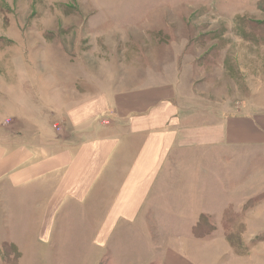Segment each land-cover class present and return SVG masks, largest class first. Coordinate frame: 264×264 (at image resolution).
<instances>
[{
    "label": "crops",
    "instance_id": "0c3cea01",
    "mask_svg": "<svg viewBox=\"0 0 264 264\" xmlns=\"http://www.w3.org/2000/svg\"><path fill=\"white\" fill-rule=\"evenodd\" d=\"M178 94L176 81L118 93L107 102L91 99L57 116L52 123L61 134L43 125L31 137L21 131L0 141V247L8 244L1 243L13 224L28 222L30 208L49 253L61 249L55 240L63 238L67 222L88 220L85 230L73 228L80 223L69 228L73 238L102 248L100 257L112 253L119 238L121 253L130 255L125 247L131 241L141 258L126 264H264V242L242 255L227 242L233 234H193L205 214L212 216L213 205L226 224L236 215L242 216L240 228L264 224V166L258 169L264 110L241 108L205 123L179 112ZM248 159L249 182L236 176L229 192L227 184L210 183L219 169L223 181L234 164L242 173ZM112 175L119 183L110 181ZM103 192L107 197L101 198ZM73 247L79 251L82 242Z\"/></svg>",
    "mask_w": 264,
    "mask_h": 264
},
{
    "label": "rangeland",
    "instance_id": "374dc122",
    "mask_svg": "<svg viewBox=\"0 0 264 264\" xmlns=\"http://www.w3.org/2000/svg\"><path fill=\"white\" fill-rule=\"evenodd\" d=\"M176 81L179 112L191 119L207 123L241 108L264 110V0H0L1 142L21 131L20 136L31 137L43 125L61 134L52 122L63 110ZM249 161L242 173L235 164L229 167L223 181L222 169L217 170L210 183L227 184L229 192L236 176L249 182ZM258 163L262 168L264 157ZM115 177L110 181L117 184ZM211 207L212 216L205 214L194 235L233 234L227 242L242 255L264 242V232L250 239L264 231L263 223L246 225L245 233L241 215L229 216L226 224L213 214L221 208ZM29 209L28 222L12 228L8 223L1 264H126L141 258L131 241L125 247L131 254L121 253V238L110 246L113 254L102 257V248L96 251L89 240L73 238L69 228L80 223L73 228L85 230L88 220L67 222L63 238L55 240L61 249L49 253ZM162 226L170 230L168 224ZM78 241L79 251L73 247ZM143 257L147 260L149 254L143 252Z\"/></svg>",
    "mask_w": 264,
    "mask_h": 264
}]
</instances>
